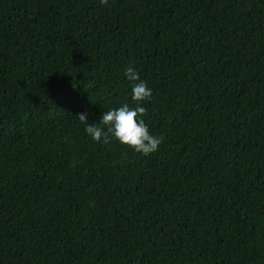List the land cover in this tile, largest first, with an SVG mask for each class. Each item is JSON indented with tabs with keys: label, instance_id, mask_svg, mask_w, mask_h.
Listing matches in <instances>:
<instances>
[{
	"label": "trees",
	"instance_id": "obj_1",
	"mask_svg": "<svg viewBox=\"0 0 264 264\" xmlns=\"http://www.w3.org/2000/svg\"><path fill=\"white\" fill-rule=\"evenodd\" d=\"M0 264H264V0H0Z\"/></svg>",
	"mask_w": 264,
	"mask_h": 264
},
{
	"label": "clouds",
	"instance_id": "obj_2",
	"mask_svg": "<svg viewBox=\"0 0 264 264\" xmlns=\"http://www.w3.org/2000/svg\"><path fill=\"white\" fill-rule=\"evenodd\" d=\"M106 2L99 0L100 4ZM123 74L130 86L131 106L123 103L101 111L98 122L90 119L92 114L88 110L78 113L77 117L84 133L93 142L108 144L110 140H115L142 156H148L158 150L163 140L162 136L149 131L148 124L142 118L146 111L144 102L151 99L152 89L131 64L124 68Z\"/></svg>",
	"mask_w": 264,
	"mask_h": 264
}]
</instances>
